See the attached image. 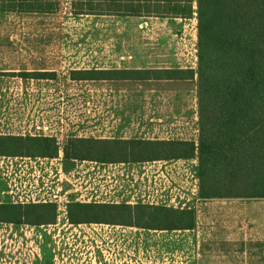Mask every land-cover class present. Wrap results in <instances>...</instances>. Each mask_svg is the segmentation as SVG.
<instances>
[{
    "label": "crops",
    "instance_id": "0c3cea01",
    "mask_svg": "<svg viewBox=\"0 0 264 264\" xmlns=\"http://www.w3.org/2000/svg\"><path fill=\"white\" fill-rule=\"evenodd\" d=\"M139 1L150 6L139 15L127 17H137L138 26L149 37L125 42L126 49L124 42H118L119 50L103 41L102 47L106 48L102 51L93 48L89 56L72 58L74 65L68 76L74 83H81L79 92L91 96V105L87 101L88 106H75L69 112L50 115L39 105L37 115L36 109L31 113L32 105L18 100L19 94H44L51 80L61 79L64 71L59 69L64 67L65 56L61 52L50 56L47 49L34 50L31 41L0 39V137H53L57 144L63 143L62 147L58 144L59 156L64 155V145L70 138L106 144L142 141L143 144L124 151L125 157L119 160L108 159L109 156L105 160L61 158L75 163V173L89 171L92 178L86 186L81 181L79 186L69 188V195L61 197V207L72 203L96 204L120 211L111 218L72 221L91 235L87 245L101 264H264V197L201 196L199 118H190L188 102L178 100L177 95L178 83L192 78H176L175 71H194L193 66L177 63L198 55L199 0ZM166 2L172 7L178 4V9L151 7H165ZM235 2L249 12L264 13V0ZM190 25L194 28V42L178 34ZM173 32L178 37L174 38ZM161 33L172 37H153ZM51 63L55 65L50 66ZM84 70L99 73L83 78ZM116 70L141 73L138 78L108 73ZM163 70L175 72L162 76ZM179 105L186 115H179ZM66 116L71 120L67 121ZM174 141H193L194 155L172 157L154 147L157 142ZM60 164L63 170L64 162ZM5 189L6 185L1 183L0 191ZM28 204L32 203L0 196V210ZM121 215L129 219L120 218ZM0 228H13L19 235L25 234V238L30 234V225L17 218H0ZM109 248L114 250L116 262L105 260L110 259ZM44 250L50 253L46 246ZM20 263L30 264L29 257L21 256Z\"/></svg>",
    "mask_w": 264,
    "mask_h": 264
},
{
    "label": "trees",
    "instance_id": "16d2710c",
    "mask_svg": "<svg viewBox=\"0 0 264 264\" xmlns=\"http://www.w3.org/2000/svg\"><path fill=\"white\" fill-rule=\"evenodd\" d=\"M15 1L19 3L20 11L51 12L56 8L51 3L43 4L50 0ZM85 1H97L105 6L81 8L79 13L139 15L145 8L139 0ZM198 38L201 196L264 197V13L249 12L236 5L235 0H199ZM175 71L179 79L194 75L191 70L190 76H183L184 70ZM81 73L83 78H92L99 72L84 70ZM108 73L138 78L141 72L116 70ZM29 141L31 144L40 142L39 155L53 157L58 153L56 139L47 136L0 137V153L6 152V144L17 148L27 146ZM132 143L135 144L124 141L106 144L94 139L71 138L64 145V155L66 159L105 160L106 156H93L101 144L123 152L143 144L142 141ZM154 147L172 157H190L196 149L193 141L157 142ZM26 207L32 208L29 211ZM74 208L80 213L86 209L91 211L83 217L72 213ZM55 210L53 203H32L2 209V213L32 215L36 222L50 223L55 219L50 213L55 214ZM39 211L41 213L37 214ZM117 215L119 210L112 206L70 204L72 221Z\"/></svg>",
    "mask_w": 264,
    "mask_h": 264
},
{
    "label": "rangeland",
    "instance_id": "374dc122",
    "mask_svg": "<svg viewBox=\"0 0 264 264\" xmlns=\"http://www.w3.org/2000/svg\"><path fill=\"white\" fill-rule=\"evenodd\" d=\"M241 0H238L240 2ZM53 4L55 5V10L51 12H32V11H20L19 3L15 0H0V39H9V38H15L20 41L27 40L31 41L30 45L32 44V49H47L49 51L50 56H56L58 55V52H61L60 55H64V67L62 69H59L61 71H64L62 74V78H57L56 80H51L49 83V88L47 91L43 94H35L34 96L30 95H18L19 103L32 105L33 109L31 113L36 109L35 114L40 115L39 112V105L42 106V108H45V110H49V114L57 115L58 113L63 112H69L71 111L75 106H78L79 108L81 105L88 106L90 102L91 105V96L90 95H84V93L79 92V87L81 86V83H74V81L68 76L69 74V68L73 66L72 58H75V56H89L91 55L90 50L93 48L98 50H103L106 47H102L103 41H108V45L112 44L110 48H113L115 50H119L121 47H119L118 42H124L125 49L127 41L133 40V39H139V38H146L149 37L147 32H144L141 30V28L138 26V19L137 17L133 16V18L127 17V15H120L117 16V14L113 16H100L103 14L97 13H79L80 10L89 9L93 7H97L99 4L97 1L95 2H89L85 0H50V1H44L43 4ZM18 5V6H17ZM144 7L147 8V3H143ZM102 6H105V3L102 4ZM165 7L156 6L155 4H151V7L153 9H178L176 6H179L178 4H174L172 7V4L170 2H166L164 4ZM175 7V8H174ZM82 8V9H81ZM183 11L184 9L181 8ZM198 10V9H197ZM109 14V13H105ZM208 14L206 12L205 17L207 18ZM194 28L192 25L189 26L188 30H184L182 32H178L180 37H183L187 39V41L194 42ZM174 33V38L178 37L177 32ZM152 37V35H150ZM154 38L159 37H172L171 34L165 33V34H155L153 36ZM199 39V38H198ZM33 41V43H32ZM199 42V40H198ZM196 41V45L198 43ZM25 44V43H23ZM39 45H43V47H39ZM197 47V46H196ZM109 48V47H108ZM198 54V55H197ZM196 59L183 61L180 63H177L180 66H193L194 67V78L187 80L186 82H180L178 83V89H177V95L178 100H185L188 102V107L191 108L188 110L190 113V118H193V116H198L199 118V71L201 68L200 62H199V55H200V49H198V53L196 51ZM52 62V60H50ZM55 65V63H51L50 66ZM160 65V64H159ZM164 64H161L163 66ZM26 67L27 65L24 64ZM55 67V66H54ZM191 68V67H190ZM190 70H185L183 73H181L183 76H190ZM172 73H168L165 70L160 72V75L166 76L171 75ZM185 81V80H184ZM37 84L34 85L36 87ZM93 97V96H92ZM187 98V99H186ZM93 104V102H92ZM94 105V104H93ZM65 109V110H63ZM179 115H186V110H182L183 106L179 105ZM34 119V118H33ZM66 120L70 121V116H66ZM33 121H37L34 119ZM29 135H25L24 137H28ZM35 138L42 137L38 135H30ZM44 137V136H43ZM71 139V138H70ZM30 142V141H29ZM68 142V141H66ZM65 142V143H66ZM64 143V144H65ZM40 142L27 144V146L23 147H13L9 146V144L5 145L6 152L2 154L11 155V156H22V157H41L43 162H46L47 159H44L43 157H49L54 158L58 157V153L55 156H43L39 155L37 153L41 152L39 147ZM59 146L62 147L63 143L58 142ZM57 144V145H58ZM41 146V144H40ZM101 150V151H100ZM100 152L93 153V156L96 158L98 156H109L108 159H116L119 160L122 157H125V154L123 151L120 150H114L112 146L108 145V148L106 145L101 144ZM62 157H65L62 153ZM32 158V159H33ZM100 158V157H98ZM96 161V160H92ZM64 162V169L60 172L59 176L58 174L54 175L53 183L54 187H62V191L60 192L61 195L64 197L67 194V191L72 186L74 187L75 184L78 186L79 183L82 181V185L86 186L90 182H92V178L90 175H88L89 171L84 174H79L74 172V162H71V160H60V159H53L48 160L46 166L49 168L50 171H53V174L58 173V168H60L61 163ZM118 162V161H117ZM51 165V166H50ZM89 166V164H87ZM121 165H118V167ZM200 166V163H199ZM73 168V169H72ZM64 171H72L71 173L65 174ZM74 173V174H73ZM200 173V172H199ZM67 176V178H66ZM58 177L60 178L59 180ZM116 179V178H115ZM10 181V180H9ZM120 181V180H119ZM58 182V184H56ZM7 187V185H6ZM77 187V186H75ZM85 188V187H83ZM82 189V188H81ZM85 191V190H84ZM47 203V202H46ZM53 203L56 206L55 214L50 213L51 217H55L53 222H57L58 218L59 221L62 223L68 219V222H71L70 217V206L67 207V213L65 218L64 211L62 209H58V205L55 202H48ZM63 207V206H62ZM29 211L32 207H26ZM78 209L73 210L72 213H77L78 215H82L83 217L88 215V212L91 211L89 209H86V211H82L81 213L77 211ZM80 210V209H79ZM87 212V213H86ZM120 212V211H119ZM123 212V211H121ZM41 213V211L37 212ZM45 213V212H44ZM48 214V213H46ZM80 215V216H81ZM85 215V216H84ZM109 215V214H108ZM120 218L129 219L127 215H121ZM12 217V219L17 218L21 222H26V224L30 226H37L40 224H47L49 222H46L45 220H41L40 222H36V220L33 219L32 215L30 216H17L13 212L10 213H2V210H0V218H7ZM104 218V217H103ZM111 218V217H110ZM44 254H42V260L37 262V264H52V257L53 254H46V250H44Z\"/></svg>",
    "mask_w": 264,
    "mask_h": 264
},
{
    "label": "built area",
    "instance_id": "2783aa9c",
    "mask_svg": "<svg viewBox=\"0 0 264 264\" xmlns=\"http://www.w3.org/2000/svg\"><path fill=\"white\" fill-rule=\"evenodd\" d=\"M32 158L0 154V184L7 185L0 191V196L8 195L12 201L23 203L56 202L67 218V207L60 206L62 187L53 186V177L59 175L62 168L60 166L58 173L53 174L46 166L48 160H61L62 156L43 157L46 162L41 157ZM29 231L25 238V234L21 236L13 228H0V264H21V256L26 255L30 264H37L42 260L43 246L53 254L52 264H101L92 253V247L87 245L92 240L91 235L80 224L68 222V219L61 223L58 219L57 222L30 226ZM109 252L110 259L105 260L116 262L114 250L109 248Z\"/></svg>",
    "mask_w": 264,
    "mask_h": 264
}]
</instances>
